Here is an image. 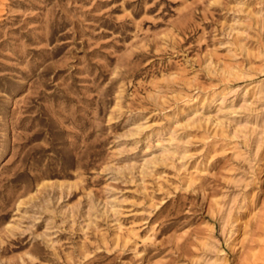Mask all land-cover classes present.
Returning a JSON list of instances; mask_svg holds the SVG:
<instances>
[{"label": "rangeland", "instance_id": "obj_1", "mask_svg": "<svg viewBox=\"0 0 264 264\" xmlns=\"http://www.w3.org/2000/svg\"><path fill=\"white\" fill-rule=\"evenodd\" d=\"M0 264H264V0H0Z\"/></svg>", "mask_w": 264, "mask_h": 264}]
</instances>
